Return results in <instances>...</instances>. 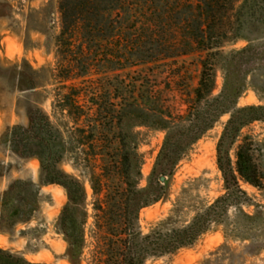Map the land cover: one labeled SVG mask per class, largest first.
<instances>
[{
	"label": "rangeland",
	"instance_id": "rangeland-1",
	"mask_svg": "<svg viewBox=\"0 0 264 264\" xmlns=\"http://www.w3.org/2000/svg\"><path fill=\"white\" fill-rule=\"evenodd\" d=\"M188 1L192 0H135L129 31L142 34L143 25L160 19L165 29L175 28L174 19H179L180 27L190 31V23L183 21L191 14L186 5ZM233 3L229 1L215 9L218 21L220 16L226 19V15L231 19L225 24L228 37L224 40L222 55L216 60L214 97L223 90L225 61L232 50L251 47L255 56L264 55V0H238L234 7ZM109 25L95 38L81 32L71 46L67 37L60 38L63 24L59 0H0V141L7 128L27 127L33 108L43 109L64 138L66 160L63 168L83 182L89 203L93 202L94 172L104 170L111 185L121 183L119 172L123 153L132 155L130 159H141L140 179L136 178L133 162L129 182L138 184V189H145L166 138V132L159 128L141 127L133 131L126 125L120 129L116 107L120 96L134 95V82L144 81L145 87H157L162 104L171 107L174 113L184 114L187 109L184 99L197 87L201 71L196 55L175 62L144 64L149 61L150 52L147 51L153 47L146 38L140 41V51L129 47V54H121L119 41L113 38L116 29L111 28V22ZM137 59L142 61L137 64ZM122 65L134 66L122 71ZM247 77L253 85L239 99L238 107L264 105V68L250 70ZM33 83L36 89L30 90ZM63 84L79 89L80 103L91 118L77 124L61 109L58 100L66 93L62 90ZM228 120L229 115L223 116L182 158L174 175L165 178L166 199L140 211L138 226L144 235L167 218H171L172 225L190 222L199 210L225 193L217 160L219 140ZM122 137L127 143L124 152L121 150ZM240 140L247 143L263 177L260 188L240 181L249 203L243 209L250 214L259 211L264 216V122L247 126ZM238 144L228 148L233 162ZM1 163L10 169L0 175V194L15 180L40 185L37 159L20 158L0 142ZM40 192L39 211L30 222L19 224L5 234L0 232V248L33 263L70 264L68 245L58 227L60 215L68 203L67 195L57 185L42 186ZM93 222L89 220L88 229ZM247 235L245 237L250 240L227 241L220 228L192 248L152 259L146 264H264V221Z\"/></svg>",
	"mask_w": 264,
	"mask_h": 264
},
{
	"label": "trees",
	"instance_id": "trees-1",
	"mask_svg": "<svg viewBox=\"0 0 264 264\" xmlns=\"http://www.w3.org/2000/svg\"><path fill=\"white\" fill-rule=\"evenodd\" d=\"M229 1H234L233 7L238 2H186L191 14L183 21L190 23V31L180 27L179 19H174L175 28L169 26V29H165L160 19L143 25L142 34H135L129 31L128 25L134 18L135 0H59L63 24L60 38L67 37L71 46L75 45L81 32L95 38L102 29L107 30L111 22V28L116 29L113 38L119 41L121 54H129V47L140 51V41L146 38L153 47L147 51L150 52L149 61L144 64L175 62L182 57L196 55L201 68L199 81L188 98L184 99L187 106L184 114L174 113L171 107L162 104L157 87H145L144 81L134 82V95L120 96L116 104L120 129L123 130L126 125L132 127L133 131L141 127L159 128L166 132V138L145 189H138V184L132 185L129 182L133 162L136 178L140 179L141 159H130L132 155L123 153V159H120L122 170L119 172L122 181L118 185H111L104 170L101 173L94 172L92 203L88 202L83 182L63 168L66 148L60 129L43 109L33 108L28 126L7 128L0 142L20 158L37 159L40 162V185L15 180L0 194L1 233L5 234L19 224L30 222L40 209L41 187L57 185L63 188L68 198L58 227L68 245L67 259L70 264H83L86 261L88 264H146L152 259L192 248L206 235L220 228H223L227 241L251 239L245 236L264 221V216L259 211L255 214L244 211V205L249 203L240 181L260 188L263 177L247 143L240 139L247 126L264 122V105L238 107V101L253 85L248 82L247 74L250 70L264 68V55L255 56L251 47L232 50L225 61L223 90L219 96H213L216 60L222 55L226 43L224 40L228 37L224 28L231 19L226 15V19L220 16L218 21L215 9L222 8ZM141 61L137 59L136 62L139 64ZM128 67L122 65L120 70ZM29 89H36L34 83ZM62 90L66 93L58 102L61 109L67 111L69 118L77 124L83 123L85 118H91L80 103L82 96L78 88L63 84ZM91 100L95 102L94 97ZM225 115H229V120L219 140L217 160L225 193L199 210L190 222L180 226L172 225L171 218H167L144 235L138 226L140 211L168 196L167 181L162 182L161 177H172L192 146ZM94 121L99 122L97 119ZM121 142V150L124 152L127 147L125 138L122 137ZM138 144L137 141L136 150ZM236 144L237 153L233 162L228 148ZM9 169L10 166L1 163L0 175L6 174ZM90 219L94 222L88 229ZM0 264L48 263H33L17 253L0 248Z\"/></svg>",
	"mask_w": 264,
	"mask_h": 264
},
{
	"label": "water",
	"instance_id": "water-1",
	"mask_svg": "<svg viewBox=\"0 0 264 264\" xmlns=\"http://www.w3.org/2000/svg\"><path fill=\"white\" fill-rule=\"evenodd\" d=\"M164 180H165V177H161V181L164 182Z\"/></svg>",
	"mask_w": 264,
	"mask_h": 264
}]
</instances>
